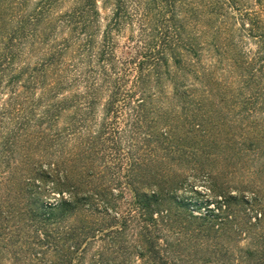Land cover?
Returning <instances> with one entry per match:
<instances>
[{"label":"trees","instance_id":"16d2710c","mask_svg":"<svg viewBox=\"0 0 264 264\" xmlns=\"http://www.w3.org/2000/svg\"><path fill=\"white\" fill-rule=\"evenodd\" d=\"M29 2L0 40V264H264V164L236 181L264 154V70L231 40H264V0ZM211 50L244 78L229 128ZM192 178L213 207L191 209Z\"/></svg>","mask_w":264,"mask_h":264},{"label":"rangeland","instance_id":"374dc122","mask_svg":"<svg viewBox=\"0 0 264 264\" xmlns=\"http://www.w3.org/2000/svg\"><path fill=\"white\" fill-rule=\"evenodd\" d=\"M41 0H30L27 11H33L36 8V5ZM16 3H19V0H0V40L1 35H4L10 33L11 29H13L16 26V21H11L13 16L15 15V8ZM68 7V6H66ZM67 8H61L58 12H66ZM108 11L104 13L106 15ZM262 19H264V14H262ZM12 22V23H10ZM232 38L233 46L237 44L238 47H236V51L234 52L236 55L241 54V57H243V60H246V63H250L252 73L257 74L258 70H264V40L255 39V38H249L245 37L244 33L240 31V28L238 24L235 25L232 31ZM2 48V41H0V49ZM231 57H226L223 54L218 53L217 51L211 50L209 53H206L203 59V66L211 68L215 80L214 84L217 86V91L215 92V98L214 101L216 103H220L224 97L226 99H230L228 103H226L225 112L223 113L226 118V126L227 128L231 127L232 125H238L240 120L237 116V113L239 112V108L236 107V105L233 103L232 98L233 96H238L240 89H242L243 84L241 83L244 78H242V70H239L237 67H235L234 62L230 59ZM22 63L21 65H23ZM173 66V65H172ZM175 69V68H173ZM176 72V71H175ZM247 74V73H245ZM241 75V77H240ZM259 75V74H257ZM182 75H179L176 79H179L184 81L187 86L195 85V87H199L201 81L198 79H195L192 75H187L186 77H181ZM3 82L0 83V112L4 109V104L9 101V98L11 97V91L8 87L9 79H1ZM223 87H226L230 92L228 94H223L221 91ZM260 89H264V74L262 75L260 73V77H257L253 80V85L249 89L246 95H250L251 93H255L259 91ZM167 93L171 97L174 92L173 85L168 83L166 88ZM39 93V91H38ZM67 95V94H66ZM245 95V96H246ZM262 97L264 99V91L262 92ZM243 100V97L238 96L236 103H239ZM222 103V102H221ZM172 107L175 109H178L177 107L180 106V102L175 101L174 99H170L168 101V104L166 102L167 107ZM225 103L221 104V107H223ZM235 105V107H233ZM179 111V109H178ZM219 114V113H218ZM222 114V115H223ZM257 116H260L262 119H264V112L259 113ZM219 120L221 121L222 118L220 115L218 116ZM238 118V119H237ZM249 121H245L243 125L246 126V124ZM241 125V124H240ZM239 132V131H238ZM262 164H264V154L261 156H258L255 159H252L249 164L248 168L244 171H241L236 177L237 182H247L249 181L248 178H255V176H252L253 169H258ZM183 197L186 199L189 205H191V209H194L195 211H198L197 209H200L202 211L208 209L207 207H213V203L215 202V199L212 197L211 193L208 191V185L206 183L205 179H194L192 178L189 182L188 188L185 191ZM237 247L239 249H250V241L241 239L239 240ZM3 264H10V262H5Z\"/></svg>","mask_w":264,"mask_h":264}]
</instances>
